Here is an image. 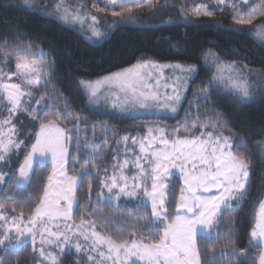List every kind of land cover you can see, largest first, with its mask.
I'll return each instance as SVG.
<instances>
[{"label":"snow or ice","instance_id":"obj_1","mask_svg":"<svg viewBox=\"0 0 264 264\" xmlns=\"http://www.w3.org/2000/svg\"><path fill=\"white\" fill-rule=\"evenodd\" d=\"M101 2L105 3L106 7L121 8L120 12L111 13L113 17L121 18L117 23H137L134 18V9L142 10L147 7L153 10V18L157 19L169 7H176V5H170L169 0H101ZM226 2L227 0H215L213 7L218 8ZM240 2L247 4L248 0H240ZM21 3L26 7L45 12L63 23H73L83 27L85 21L90 20L88 30L91 35L87 37L88 39L107 36V33L95 27L98 23L97 17L83 12L82 5L75 8L69 5L67 0H54L49 10L48 5L41 7L40 4L34 3V0H21ZM125 5L130 6L125 7ZM93 8H96L95 4ZM232 8L233 24L220 25V27L225 31L242 33L243 26L252 24L258 9L249 6L246 15H242L240 13L244 12L243 8L235 4ZM97 11L104 12V9L99 8ZM193 11L197 18L213 15L208 4H199ZM179 13L174 19L170 17L167 21L161 20V22L171 24L175 20L190 19L182 8L179 9ZM115 26L114 24L111 27ZM249 34L252 35L251 32ZM255 35L259 37L261 46L264 47V25L258 27ZM2 43L4 46L0 47V54L5 61L9 55L19 54L25 49L31 51L33 47L30 43L9 45L6 40ZM37 51L41 56L51 55L38 46ZM231 51L236 52V49ZM237 54L242 55L238 52ZM201 58L205 65L214 68L215 71L207 78L203 87L194 89L193 95L200 101L195 106L197 109L202 104L213 106L208 111L214 115L205 117L210 122L211 130L204 131L203 129L208 128L209 125L201 124L198 129L199 134L189 135V128L185 127V134L181 138L177 135L181 127L177 126L170 133L173 139L169 140L167 138L169 133H166L165 127H147L148 137L131 138L133 147L138 145L139 151L143 154L136 157L134 163L137 172L132 177L123 174V167L129 164L127 159L124 160L123 165H114L111 175L107 174V168H97L94 163L89 166V161L94 162L97 158H102V154L96 150L98 146L95 143L92 145L93 151L89 152L83 162L77 155L71 157L74 170L78 167L81 175L67 176L66 166L69 164V154L65 142L75 143L77 149L81 145L78 143V137L68 136L65 133L83 132L91 128L95 135L96 125H89L86 117L73 115L68 107L67 99L62 94L60 98L64 100L63 113L57 108L55 112L49 114L46 109L50 105L42 104L43 96L35 100L34 106L24 107L22 99L27 97L31 100L33 89L40 92L41 88L50 83L51 77L47 69L28 68L24 63H16L17 72L13 75L20 78L21 83H0V93H2L0 99H4L10 105L6 109L9 118L0 121V167H9L10 171H0V184L5 182L6 176H12L15 173L16 169L11 167V160L13 155L19 154L22 145L25 155L23 163L19 164V175L15 177L17 184L30 183L34 179L37 170L34 164L37 168H42L47 163H51L52 173L47 176V184L43 186L42 196L35 197L39 202L30 216L25 218L24 213L20 212L18 215H13L9 221L0 213V264H18V261L12 260L6 253L18 252L26 244H31L34 256L43 264H62L61 257L66 251L75 254L97 253L100 257L111 260L112 264H137V262L139 264H201L198 236L202 239L218 238L219 227L225 214L240 211L245 201L256 209L254 226L250 230L247 247L228 248L227 255L246 257L252 248H259L258 262L254 260L253 264H264V125L260 129L261 138L253 142L260 146L259 150L254 151L245 133H235L226 127L229 117L224 111L215 107L218 100L212 98L214 94L217 97L226 95L231 98L232 103L240 105L251 104L258 95L264 99V70L256 72L243 60L225 61L219 54L210 50L203 52ZM17 59H19L18 55ZM55 64L53 59L49 62V68L54 69ZM164 67L173 70V77L170 78V84L166 82L161 85V73L157 72V75L153 76L152 71ZM199 71L200 69L194 64L160 65L141 58L130 68L96 80L78 77L76 84L89 105L98 106L103 101L105 104H110L112 108L119 106L121 110H126L127 105L132 104L145 109L155 108L160 111L176 112L184 92L189 88V82L197 78ZM177 72L180 74L175 75ZM253 73H256V81L250 80ZM3 79L10 80L11 76L0 74V80ZM149 80L153 83H149ZM112 85L116 86L117 92L112 91ZM161 87L165 89L163 96L160 95ZM169 89L171 95L167 94ZM109 92L111 97L106 95ZM121 94L123 102H121ZM17 112L27 114L33 121H39V133L35 134V142L30 146L23 140L15 138L21 133L10 117ZM62 115L74 121L71 128L67 125L65 128L58 127V122H64L61 120ZM82 119L83 123L80 122ZM196 119L198 120L199 116ZM184 124H190L192 129H197L196 121L191 120L189 116H186ZM100 126L101 139L106 141L108 129L104 122H100ZM53 128L56 129V135L52 134ZM226 131L228 135L224 134ZM154 133L157 135H153ZM84 141L83 147L86 150L88 142L86 135ZM128 141L129 137L124 136L117 141V144L123 143L126 146ZM241 149L243 151H240ZM252 155L257 157L256 161L252 160ZM141 160H144L149 167L145 168ZM257 164L261 165L258 179L255 178ZM173 169H179L183 178L178 202L175 199V188L169 184ZM101 171L105 173L103 178L100 176ZM93 175L101 185V191L97 194L98 200L118 201L121 196H124L149 201L151 217L147 221L149 226L143 229L151 233L147 241L137 236L135 232L122 231L119 226H115V231L123 238L116 240L110 235L96 231L95 220L85 221L82 218L79 224L72 221V206L75 203L79 207V201L75 195L76 185L78 182L82 185ZM53 176L62 177L56 181L55 186H53ZM254 185L256 194L249 201V194ZM88 188L90 192L91 184ZM3 196L5 199H16L15 194L8 196L6 189ZM32 198L33 194L29 193V199ZM61 201H66L67 206H62ZM173 205H175V216L169 222L168 218L173 213ZM3 208L4 205L0 204V209ZM97 210L93 207V212ZM13 212H15L14 209ZM86 214L92 215V213ZM57 218L72 221V223L52 224L51 222ZM102 219L104 223H108L107 218ZM235 223L234 215L228 216L230 233ZM21 224H24V227H21ZM151 225H156L155 231ZM53 228L57 230L53 231ZM152 235L157 238L152 239ZM37 236L40 237L39 246H37ZM128 236L133 238L129 240ZM81 238L83 243L80 242ZM102 246L106 248L107 256L105 252H98ZM52 248L56 249V253L50 251ZM204 251L207 257L205 264H216L215 253L210 254L207 245ZM224 255L225 248H222L221 258ZM86 259L91 264H97L95 257L91 254L86 255ZM75 264H84V260H77Z\"/></svg>","mask_w":264,"mask_h":264},{"label":"trees","instance_id":"obj_2","mask_svg":"<svg viewBox=\"0 0 264 264\" xmlns=\"http://www.w3.org/2000/svg\"><path fill=\"white\" fill-rule=\"evenodd\" d=\"M177 3L183 10L189 7L192 0H169V4ZM226 2L225 5L214 8L211 5L209 10L213 11L212 16H200L191 21L176 20L174 23L162 25H132L133 23H118L110 37L100 43H92L88 41L78 30L71 26L65 25L59 20L45 16L35 10L28 9L20 4L14 3V0H0V47H3V41H8L9 45L23 43L32 44V50L27 49L19 54L13 53L7 57L5 61L0 54V65L13 70L17 61L22 58H29L37 53V46L42 48L45 53L51 55H40L43 60V69H47L51 77L50 83L41 88L40 92L33 89L32 99H24V107L34 106L35 100L43 96V103L50 105L46 111L51 114L59 108L63 113L64 100L60 98V94L67 99L68 107L73 115L87 118L89 125H96L95 135L91 128L83 132H66V135L78 137V143L81 145L76 148L75 143H68L69 164L67 171L69 174L79 177L81 172L79 168L71 163V157L77 155L81 162L87 157L89 152L93 151V143L97 145V151L102 154V158H97L94 162L89 161V166L93 163L97 168L108 169V173L116 164V161L124 155L125 145L117 144L122 137L128 136L129 139L137 134H143L147 124H152L156 120L166 118L164 115H124L115 112H101L93 108L85 101V96L79 91L76 78H96L111 72H115L127 68L141 58L156 61H183L195 64L199 69V75L191 82L186 98L184 99L178 114L170 118L172 122L169 124L164 121L167 126H180L181 131L177 135L183 137L184 128H189V135L198 133L201 124H208L209 127L204 131L211 130L210 122L205 119L207 116H213L214 113L208 111L212 105L202 104L199 109L195 106L200 103L199 99L193 95V91L197 87H203L207 82V78L211 76L215 69L204 64L201 54L203 52L212 51L219 54L225 61H240L248 65L249 68L259 72L264 70V47L261 46L259 37L255 35L256 27L264 22V0H248L247 4L238 2ZM88 10L95 13L100 18L121 19L113 17V11L120 12V7H111L97 0H85ZM196 2V0H194ZM93 4L96 8H93ZM244 9L240 13L246 15L248 7L257 8L258 12L251 25L243 26L242 33L225 31L220 25L233 24V8ZM15 5V6H8ZM130 5H125L128 7ZM103 8L104 12H98L97 9ZM176 8V7H175ZM135 20L145 19L153 14V10L145 7L142 10H136ZM178 14V13H177ZM179 15V14H178ZM252 33V35L249 34ZM236 49V52H232ZM10 51V49H6ZM240 53L242 55L237 54ZM17 55L19 59H17ZM55 60V68H49V62ZM2 95V93H0ZM218 100L215 107L224 111L229 120L226 127L235 133H245L249 144L253 146L254 151L259 150V145L254 144L261 138V127L264 125V99L259 95L254 102L247 105L234 104L231 98L226 95L212 97ZM10 107L4 99H0V121L8 118L6 109ZM186 116L197 123V129H192L191 125H185ZM197 116L199 119L197 120ZM12 123L21 134L16 136L17 140H23L25 144L30 146L35 140V134L39 128V121H33L30 116L17 112L10 117ZM153 119L154 121H151ZM63 123L58 124L65 128H71L74 121L69 117L61 116ZM22 122V123H21ZM83 123V119L80 121ZM100 122H104L107 132V140L101 139ZM171 127L168 131L171 133ZM115 133V135H113ZM228 135L226 131L224 133ZM88 137L87 149L83 147L85 144L84 136ZM133 147V144H128ZM235 150V145H234ZM240 151H243L241 149ZM24 146L18 155H13L11 167L16 171L12 176H6L5 182L0 184V204L4 205L1 212L11 216L18 215L23 212L25 217L30 216L34 212L35 205L39 202L36 196H42L43 186L47 184V176L51 174L52 165L47 163L45 167L36 168L34 179L25 187L17 186L15 177L18 175L19 164L24 159ZM247 155V154H246ZM253 161L257 160L255 155L251 156ZM261 165L257 164L256 179H258ZM0 171L9 172V167H0ZM105 173L101 171L100 176ZM91 184L89 192L88 185ZM169 184L175 188V199L179 200V189L183 182L180 176L173 175L169 179ZM8 196L15 194L16 199H5L4 191ZM101 191V185L96 176H91L82 185L79 183L76 189V198L79 201V207L75 206L73 212V220L77 223L83 218L85 221L89 219L95 220L97 223L96 230L105 235H110L113 239L119 240L123 237L117 235L115 226L127 233L135 232L137 236L144 238L146 241L151 233L145 232L143 229L147 226L148 218L151 217V208L143 200L139 198L123 197L118 201L98 200L97 194ZM29 193L33 194V198L29 199ZM256 194L254 185L252 192L249 194V201ZM93 207L98 210L93 212ZM258 208V206H257ZM13 209L15 212H13ZM256 209L249 205L248 201L244 202V206L236 213H226L223 222L219 227V237L214 239H202L198 236L197 242L201 249V264H205L207 257L204 247L207 245L208 252L215 253L216 264H253L258 262L260 253L259 248H252L246 257L227 255L228 248L235 247L244 249L247 247V241L251 228L254 226ZM86 213H92L91 216ZM234 215L236 223L230 233L228 228V216ZM175 205H173V213L169 216V222L174 219ZM102 218H107L108 223H104ZM127 222V224L125 223ZM130 225V226H129ZM153 231L156 225H151ZM133 237L128 236L131 240ZM152 239L157 237L152 235ZM227 246V247H225ZM225 248V255L221 258V249ZM7 256L12 260L18 261V264H43L37 259L33 252L31 244H26L18 252H8ZM83 259L84 264H90L81 254L65 253L61 257L62 264H75L77 260Z\"/></svg>","mask_w":264,"mask_h":264},{"label":"rangeland","instance_id":"obj_3","mask_svg":"<svg viewBox=\"0 0 264 264\" xmlns=\"http://www.w3.org/2000/svg\"><path fill=\"white\" fill-rule=\"evenodd\" d=\"M99 1H101V0H99ZM229 1L230 0H227V2H229ZM235 1L238 2L240 0H232L231 2L234 3ZM53 2H54V0H34V3L40 4L41 7H44L45 5H48L49 6V10H50V6H51V4ZM14 3L20 4V5L24 6L21 3V0H14ZM67 3L69 5H71L72 7H75V8H79L82 5L83 6V12H86V13H88L90 15H95L97 17L98 23L95 25V27H97L100 31L107 33V36L106 37L97 38V39H88L87 38L88 36L91 35V32L88 30V25L91 23L90 20H86L83 27H81L80 25H77V24H73V23H63L62 22L63 24L68 25V26H71L72 28H75L76 30H78L88 41H90L92 43H100V42H103L104 40H106L108 37H110L111 34H112V32H113V30L117 27V24H118L117 22L120 21L119 19H111V20H109L107 18H100L95 13H93V11L91 12L90 10L87 9L85 0H67ZM171 3L172 4H170V5H176V8L175 7H169L166 10L165 13H162V15H161L160 18L154 19L153 18V14H152V15L148 16L145 19L137 20V23H133L132 25H162V24H167V23H162L161 20L167 21L170 17H172L174 19L178 14H180L179 13V9L181 7L177 3H175V2L173 3V1H171ZM214 3H215V0H196V2H194V0H192V3H189V7L186 8L185 10H183V12L190 17V19L188 21H191V20H194V18H197L195 16V13H194L193 10L199 4H208L209 5V9H210L211 8V5H214ZM24 7H26V6H24ZM26 8L31 9V10H35V11H37V12H39V13L45 15V16L52 17L51 15H47L45 12L38 11L36 8H32V7H26ZM70 11H71V8H70ZM182 21H185V20H182ZM114 24L116 26L115 27H111ZM262 25H264V22L261 23V24H259L256 27V29H258V27L259 26H262ZM40 49H42V48H40ZM150 61L155 62V63H158L160 65L176 64V63L185 64V65H187V64H193V63H188V62H183V61H156V60H150ZM17 62L26 64L28 68L38 67V68L43 69V67H42L43 60H41L40 54H39L38 51H37V53L35 55L30 56L29 58L19 59ZM138 62H136L135 64H137ZM135 64H133V65H135ZM133 65H131V66L127 67V68H130ZM8 67L7 66L4 67V66H1L0 65V74H5V75H8V76H11V79L10 80L3 79V80H0V83H21V79L18 78L16 75H13V73H16L17 72L16 67H14L13 70L9 69ZM127 68H124V69H127ZM124 69H121V70H118V71H115V72H119V71H122ZM157 72H160L161 73V78H160L161 79V85L165 84L166 82L169 83V84L171 83V79L170 78L173 77V70L172 69H169L167 67H164L162 69L153 70L152 71V75L153 76H156L157 75ZM111 73H114V72H111ZM111 73H108V74H105V75H101V76L96 77V78H91V80H96V79H98L100 77H103V76H106V75H110ZM179 74L180 73H178V72L175 73V75H179ZM29 78H31V77H29ZM250 80L256 81V73H253V75L250 76ZM191 82L192 81L189 82V87H190ZM149 83H153V81L152 80H149ZM111 89H112L113 92H117L118 91V89L116 88L115 85H112L111 86ZM24 90L27 91V89H24ZM187 93H188V90L186 92H184L183 99H182V101H181V103H180V105L178 107V110L176 112L160 111V110H157L155 108L145 109V108H141L139 106H134L132 104H128L127 107H126V110H121V108L119 106L117 108H112L110 106V104H105L103 101L98 106H93V105L92 106H93L94 109H96L98 111H101V112H115V113H119V114L130 115V116H135V115H139V116L142 115L143 116V115H153V114L164 115V116H166V118H164L162 120H156V122H154V123H152L150 125L147 124V127H157V126H159V127H165L166 128V133H169L167 135V138L169 140H172L173 139V136L168 131V129L171 126L162 125V124H164V121L167 122V123H169V124L172 122V119H170V118H173V117H175L178 114V112L180 111V107H181L184 99L187 96ZM164 94H165V89L163 87H161V89H160V95L163 96ZM167 94L168 95H171L170 89L167 91ZM106 95H108L109 97H111V93L110 92L109 93H106ZM24 99H25V97L22 99V105L24 104ZM121 102H123V95L122 94H121ZM151 121H154V120L151 119ZM58 127L59 128H62L59 124H58ZM147 127H146V130H145V132L143 134H137L135 137H137L138 139L139 138H143V137H148ZM175 127H177V125L171 127V129H173ZM4 131L5 132L7 131V128L6 127L4 128ZM51 131H52V134L53 135H56L57 134L55 128H53ZM38 133H39V128L37 130V134ZM65 135H66V133H65ZM153 135H157V134L154 133ZM34 142H35V140H34ZM65 143H66V146L68 148V143L67 142H65ZM130 143H132L131 138L127 142V145H126V147L124 149V155L120 159H118L116 161V164H115V165H117V164L123 165L124 164V160L127 159L129 161V164L128 165H125L123 167V174L126 175V176H128V177H132L133 175H136L137 170L135 168V163L134 162L136 160V157L143 155L139 151V146L138 145L136 147H131L130 148V146L128 145ZM157 147H158V145H157ZM126 152H127V155H126ZM140 162L142 164H144V167L145 168H148L149 167V165L147 163H145L144 160H141ZM22 163H23V161H22ZM34 166H35V164H34ZM112 170H113V168L107 174L108 175H111L112 174ZM66 172H67V176H74V175H71V174L68 173L67 166H66ZM51 173H52V170H51ZM18 175H19V171H18ZM104 175H103V177H104ZM173 175L180 176V178L182 179V182H183V178H182L181 173L179 172V169H173ZM58 179H62V177L53 176V186H55L56 181ZM27 184L28 183H24L22 185H19L16 182V185L17 186H21V187H25ZM78 184H79V182L76 185V189H77ZM182 186H183V184H182ZM75 195H76V190H75ZM123 197L124 196H121V198H123ZM113 201H116V200H113ZM143 201L150 206L149 201H147V200H143ZM61 205L64 206V207H66L67 206V202L66 201H61ZM75 206H76V204L74 203L73 206H72V212H71L72 221H74L73 220V212H74ZM0 213H2L3 215H5L8 218V220L11 221V218H12L11 215H9L7 213H4V212H1V211H0ZM25 218H27V217H25ZM72 221H66V220L57 218L56 220L52 221L51 223L52 224H64V223L71 224ZM25 222H26V219H25ZM75 223L76 224H79L80 222L79 223L75 222ZM21 227H24V224H21ZM161 227H162V225H161ZM52 230L53 231H56L57 229L56 228H53ZM39 239H40V237L37 236V246H39ZM80 242L83 243L82 238H81ZM45 247L47 248V246H45ZM50 251L53 252V253H56V249L55 248L50 249ZM100 251L105 252V256H107V251H106V248L105 247H103V246L100 247L98 249V252H100ZM80 254L85 259H86V255H88V254L93 255L95 257L96 261H97V264H112V261L111 260L104 259V258L100 257L97 253H91V252L90 253H83V252H81ZM86 261H87V259H86ZM87 262L91 264V262H89V261H87ZM137 264H139V262H137Z\"/></svg>","mask_w":264,"mask_h":264}]
</instances>
